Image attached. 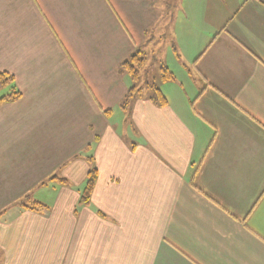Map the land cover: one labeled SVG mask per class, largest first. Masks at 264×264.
I'll use <instances>...</instances> for the list:
<instances>
[{
    "label": "crops",
    "instance_id": "1",
    "mask_svg": "<svg viewBox=\"0 0 264 264\" xmlns=\"http://www.w3.org/2000/svg\"><path fill=\"white\" fill-rule=\"evenodd\" d=\"M0 71V264H264V0H0Z\"/></svg>",
    "mask_w": 264,
    "mask_h": 264
},
{
    "label": "trees",
    "instance_id": "2",
    "mask_svg": "<svg viewBox=\"0 0 264 264\" xmlns=\"http://www.w3.org/2000/svg\"><path fill=\"white\" fill-rule=\"evenodd\" d=\"M143 64H144V57L142 54L137 52L133 54L130 59H127L123 62L122 68L130 72L134 77V79L138 81L140 67H142ZM161 78L164 80L173 79L174 74L171 71H169V69L164 65L162 66ZM12 84H13V75L5 71H0V106L5 102L16 100L19 97L20 92L17 91L15 88H11L10 91L6 94L2 93L4 89L12 86ZM136 89L138 90L136 91ZM140 90H141L140 88L135 87L132 90H130V95H133V93L135 94ZM149 90L151 91V98L155 100L159 105L163 106L167 103V99L162 93V91L159 89V86L153 83L149 85ZM96 175H97L96 167L92 165L88 175V184L82 196V202H86L89 199V195L94 185ZM20 205L23 208H29L36 211H42V209L46 207L43 203H40L38 201H32L29 196H24L20 201Z\"/></svg>",
    "mask_w": 264,
    "mask_h": 264
},
{
    "label": "rangeland",
    "instance_id": "3",
    "mask_svg": "<svg viewBox=\"0 0 264 264\" xmlns=\"http://www.w3.org/2000/svg\"><path fill=\"white\" fill-rule=\"evenodd\" d=\"M180 57V52L177 50V52H175L174 50H172V52H171V54L166 58V61H165V64L167 65H165L168 69H169V71H171V72H174V70H175V72L176 73H178L179 75H181L180 74V67H179V65H178V63H177V59ZM156 60H154V61H152L149 65H148V67H147V69H145V67H146V64L144 63L143 64V66L142 67H140V72H139V79H141V75H140V73L141 74H144V76H145V80H146V84L145 85H142V87H146L147 88V86L149 87V85H151V84H153L154 83V81H152L155 77H156V75H157V69H158V66H159V64H158V62L156 63L155 62ZM155 62V63H154ZM142 65V64H141ZM187 68V67H186ZM183 68H181V70H182ZM183 70H185V69H183ZM147 72V73H146ZM187 76V75H186ZM179 79L180 80H182L181 79V77H179ZM160 81H156V83L158 84ZM176 82V81H175ZM176 85H170V87L173 89V92L175 93V91L176 90H178L177 88V86H180L178 83H175ZM160 85V84H159ZM161 87H163L162 85H161ZM141 88V87H140ZM162 89V88H161ZM151 92V91H150ZM204 132H205V135H212L211 133V127L208 125L207 127H205L204 128Z\"/></svg>",
    "mask_w": 264,
    "mask_h": 264
}]
</instances>
